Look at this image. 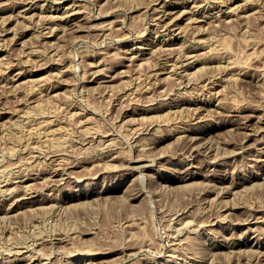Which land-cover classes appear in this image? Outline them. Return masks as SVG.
Masks as SVG:
<instances>
[{
    "label": "rangeland",
    "instance_id": "1",
    "mask_svg": "<svg viewBox=\"0 0 264 264\" xmlns=\"http://www.w3.org/2000/svg\"><path fill=\"white\" fill-rule=\"evenodd\" d=\"M184 1L185 0H164L163 2V0H159V3H157V0H0V17L4 18H0V23L2 22L0 24V46L3 45L0 49V63L2 62V64H4L3 66L0 64V68L2 69V72H0V86L2 87V89L0 87V141L3 139V141L0 142V159L4 156V160H0V178H2L0 184L3 183L0 185V189L3 190L12 188V186H17L18 183H14L13 179L17 182V180H21L20 178L23 177V175L39 173L38 177L36 176L38 174H34V177H37L36 180L38 183H34L36 180L32 182V184H34L32 188L34 186L33 189H35V191L38 190L37 193H34V198H32L35 199V203L30 202L21 205L10 217L7 216L5 218L0 216L2 217V219L0 218V263L2 261L4 262L1 264H6L7 262L8 264H21L20 261L18 262L16 260L18 259L16 253L18 254V252L22 250L24 255L28 254L27 256L34 260V264L37 262H42L41 264H264V256L262 254L263 252H261L264 251V124H260L254 120L251 122L252 126L246 130L240 123L242 122V118L251 114L253 110L258 111L264 109L262 106L264 105V82H262L264 81V0H255V2L254 0H249V3L246 2L248 0H237L238 2L236 1L237 4L235 3V5H240L239 7L241 9L237 10L236 13V15L238 14V19L235 20L234 15L233 18H231L233 20H231L232 22L228 20L230 23L224 22V24L223 22L218 23L215 20V13L218 12L220 7L217 5L220 4L219 0V2L217 0H197V4L201 2L199 4L201 8H198V13L201 16L197 20L199 22H193L191 20L192 18H190L192 15H189L186 19L187 21L185 20L181 23L184 25H181L183 29L180 31L177 30L169 33L167 31L165 32L163 29L162 32L160 30L162 27L159 21H157L158 18H155L158 16L155 9L160 6L169 7L171 3H174V5H181ZM161 2H163V5ZM203 2H205V4ZM256 2L258 4H256ZM202 3L204 5H202ZM211 3L214 5L212 6ZM1 4H3V6ZM6 4L9 5L7 6ZM10 4L14 6L12 7ZM35 5L38 7H35ZM41 5L43 8H41ZM83 5L86 7L85 9ZM254 5L257 8L253 7ZM4 6L8 8L6 7V9ZM31 6H34L33 9ZM70 6L75 8V12L80 10L79 8L84 11V13L82 10L77 12L76 17L78 13H80L78 15L80 16L78 17L79 20L66 13V10ZM246 6L254 8L256 12L254 10V13L252 10L247 11L249 7L247 8ZM13 10L14 12H12ZM249 12L251 15L248 14ZM11 14H16L12 17L16 18L18 16V18L15 20L10 18ZM28 14L29 16H27ZM86 14L88 15V19L85 18L87 17ZM247 14L248 16H246ZM56 15L59 18L56 17ZM6 16H8L10 20L7 19L8 17ZM241 16L246 17L242 18ZM28 17L32 19L30 20ZM43 17L45 20H43ZM239 17L242 19H239ZM204 19L206 21H204ZM50 20L52 23H55L52 25ZM75 20L78 24H74L77 23ZM85 20L89 21V23ZM6 21H8V23ZM20 21L22 22L20 23ZM30 21L34 24L32 22L30 23ZM38 21H41V23L37 25ZM25 22H27V25L24 24ZM79 22L81 23L79 24ZM157 22L159 25H157ZM66 24H68L67 27ZM73 24L75 27L72 26ZM78 25H81L80 27L82 28L79 29ZM93 25L95 27H93ZM76 26L78 28H76ZM83 26H85L84 30ZM201 26L205 27L203 28ZM1 28L3 31H1ZM88 28L91 29L88 30ZM47 29L51 30L49 31ZM65 29L67 30L66 32H64ZM54 31L55 34L53 33ZM104 31L108 34L107 37ZM201 31L205 32L202 34ZM98 32L99 34L103 33L99 35ZM178 32L182 35H179ZM15 33L18 37L20 36V38L16 35L14 36ZM167 33L169 34L166 37L167 39L171 37L172 43H170L167 48L173 45L170 49L174 52L175 50H173V48H176L177 51L174 52L175 54L169 56L168 54L162 53V55L158 54L156 51L155 53L157 56H152L153 53H150L151 55L142 56L143 61H140V63L139 61H133L132 64L130 61L131 59H129L130 52H136L144 40L157 41L161 38L160 36H164ZM190 33L195 35L193 36V34L191 35ZM195 37L196 39L198 38V40H196ZM182 39H186L185 41L188 43ZM1 42L3 44H1ZM51 42L53 44H51ZM208 44L212 47L215 45V48H212ZM195 46H198L196 47L197 50ZM181 48L183 49L181 50ZM187 49H195V54H200H197L199 58L204 57L203 59L206 58L208 62L202 60L196 64L194 69H190L191 72L188 69V73V70L180 68L179 65H176L178 67L176 68L174 63L181 64L180 59L183 58L181 56L186 54L185 52L188 51ZM23 50L29 55V58L33 57L31 58L32 60L28 58V55H26ZM35 50H37V52ZM129 50L130 52H128ZM30 51H33L34 54ZM178 51H181V53ZM218 51L220 53H218ZM41 52L42 55H40ZM206 53L210 54L211 57L213 55L212 61L208 60L207 57L210 56H207L208 54L206 55ZM158 55H160V57H158ZM148 56H150V58H148ZM152 57L158 58L152 60L154 59ZM174 57L181 58L176 62ZM24 58L26 59L25 61H23ZM27 58L29 62H26ZM147 58L149 61L152 58L150 63H148ZM231 58L241 63L240 66L243 63L245 65H242L240 68L241 70L239 68H233L232 70L227 69L228 71L225 68L224 70L226 65L221 69L220 67L223 66V64H227L229 60H232ZM144 59H146L147 62H145L146 60ZM222 59H224L225 62ZM2 60H4V62L8 60V63H3ZM99 60L100 64L98 63ZM11 61L15 65L12 64ZM94 61L97 65L92 67L91 65ZM168 61L172 62V64ZM6 63L7 66L5 65ZM17 64L19 66H17ZM139 64L140 66L143 65L141 66L142 68L139 67ZM163 65H165V67ZM171 65L176 68V72L178 71L177 73L179 74L175 73V69H172ZM136 66L138 67L134 68ZM160 66L161 69L163 67L166 68V70L168 69L167 71L165 70L166 73L165 71L164 73L161 72ZM132 68H134V70ZM170 68L173 70V72H171L172 70L170 71L171 73L169 72ZM93 69H96V71H93ZM19 70L23 76L20 80L21 82H13L14 76L12 75H14L15 72H19ZM61 70L64 71L60 72ZM97 70L98 72L100 70L99 74ZM122 70L125 72H122ZM159 71L161 74L158 75L159 77H155ZM227 72L231 73L228 74ZM55 73L60 75L56 74L57 76H54ZM62 73H64V75ZM139 73H142L141 76H138L139 79L140 77L143 78L137 81L138 77H135V74L139 75ZM185 73L190 74V76L185 75ZM237 73L240 74L238 75ZM95 74H97L96 77ZM191 74H194L193 77ZM1 75L2 77L4 76L3 79ZM109 76L112 77L109 78ZM113 76H115V78H113ZM227 76H230L232 79H228ZM56 77L57 80L55 79ZM134 77L136 79H134ZM145 77L147 78L145 79ZM40 78H46L45 80H47L42 86V91L45 94L40 92L44 96L40 93L31 96L28 91L32 85L28 87V84L30 82V84L32 83L34 86L36 82L41 80ZM160 78L162 79L161 83ZM179 78L182 79H180L181 83L179 82ZM212 78L213 81H211ZM32 79L39 80H36L34 83ZM60 79L62 81H60ZM131 79L132 83L129 81ZM125 80L129 82H125ZM224 80L225 82H223ZM133 81L135 83H133ZM154 81L159 83H155ZM3 82L5 84H3L4 86H2ZM11 82L14 83V87ZM102 82L103 84H101ZM6 84H9L8 88H6ZM14 88L18 92H13L16 91L13 90ZM26 88L28 89L27 91ZM4 90H6V93ZM7 93L9 95H7ZM166 94L167 97L165 96ZM168 94H170V96ZM191 94L194 96H191ZM209 94H211V96ZM37 95L41 97V100L38 99L39 101L47 102L48 100H53V103L55 101L57 102L53 105L54 110L56 108L57 111L50 108L47 109L48 111L45 110L46 112L44 113L46 114L51 110L52 114L56 116L52 128L55 129V126L56 129L64 127L66 130L62 132H64V135L68 134V140H62V142L60 139V141H57L58 143L52 144L50 141H47V136L44 133L39 132L35 134V136L31 133L33 136L31 138L29 128L18 127V121L23 120L21 118L24 116L23 114L25 113L23 112L26 111V108L28 107V110L34 111L35 103L38 101L37 98H39ZM51 95L52 99L49 98ZM55 96H57V98ZM46 97L49 99L47 100ZM192 97L195 98L193 99ZM43 98H46L45 101ZM192 101L194 103H192ZM220 101L221 105L223 104L222 108L218 107ZM33 105L34 108L29 107ZM15 107H18V114L22 116L19 115L18 118H13L10 111H15L17 109ZM8 108H11L10 111ZM192 108L193 110H191ZM36 111L38 110H35V112ZM36 114H39V111L36 112ZM45 114L39 115H44L43 118L52 115L50 112L48 115ZM189 114L192 117H188ZM202 115L205 116L203 117ZM8 119H10V121ZM180 121L182 124H180ZM183 122L187 125H184ZM259 125H262L261 127L263 128ZM186 126L190 127L187 128ZM86 127H91L93 130L91 128V130H88ZM23 128L27 130L25 131ZM169 128L171 130H169ZM182 128L183 130L186 129L185 133L182 134L181 132H177H184ZM14 131H16V133H14ZM66 131L67 133H65ZM38 134L43 135L41 136L42 138L38 136ZM61 134L59 135L60 137ZM187 134L189 136L191 135L190 138L192 136H200L198 144L203 146V150L192 149L188 143H186L189 138ZM64 135H62L64 138H61L67 139V136ZM178 135L182 136L178 138ZM184 136H187V138ZM92 137H94V140ZM41 139L42 141H40ZM104 139L107 140L104 141ZM28 140L29 143L31 141L32 145L27 144ZM97 141L101 142L97 143ZM47 142H49L50 146L47 145ZM37 143H39L40 146ZM41 143L43 144L42 146ZM108 143L110 145L112 144L110 146L111 149L108 147ZM26 144L30 146L29 148H33L34 144H37L34 146V152L30 149L31 153L28 146L27 149H25ZM207 144L214 148V150L210 148V146L208 147ZM11 145L13 150L18 148L15 150L16 155L14 151H12ZM16 145L17 148H14ZM51 145H56L58 147L56 148ZM63 146L65 148H63ZM5 147H7V149ZM35 147H39V150L35 149ZM45 147L46 149H44ZM42 148L45 151H43ZM52 148H54L53 152L51 151ZM85 148H87V151ZM98 148H100V152L96 151ZM208 148L212 149H209L211 152L207 150ZM21 149H23V151ZM108 149L110 151H108ZM25 150L27 154H25ZM115 150L116 153H118V157L117 155L115 157ZM216 150L218 152H216ZM43 152L46 154L48 153V155L50 154V157L48 158V155H44ZM182 152L183 154L189 155L183 156L181 155ZM204 152H208V154H204ZM33 153L34 156L30 155L29 158V154ZM108 153L111 154L109 155ZM220 153H224L225 155L220 156ZM39 155L42 156L40 157ZM58 155H61L62 158L65 156V158L62 160L60 156L57 157ZM26 157L27 161L32 159V161L34 160L35 162H27L25 160ZM139 157L143 158L140 159ZM54 158H60L62 160L60 165V167L62 166L61 168L50 163V160ZM18 159L21 160L20 162L22 165ZM66 159L67 161L65 162ZM107 159L110 160L108 161ZM44 160H46V162ZM102 162H105L106 168H104L105 165ZM97 163L102 164L103 167ZM111 163L112 165L110 166ZM26 164H28L29 169L25 167L27 166ZM140 164H142V166ZM144 164L148 166L145 165L143 167ZM20 165L23 169L20 168ZM9 166H11V168ZM50 166H52V168ZM108 166H110V169ZM133 166L135 168H133ZM53 169L55 174L61 173V175H59V177H54L57 181L53 178L44 181V184L45 182L47 184V181H51L49 184L50 186H48V184L46 186L41 180L46 179L48 175L50 177L51 175L49 172ZM103 169H106V171ZM29 170L31 172H29ZM3 174L4 176L1 177ZM13 174L15 178L12 176ZM142 175L146 176L144 177ZM248 175L251 176L252 180L246 184L247 187L245 185V189L247 190H242L244 187L241 186L239 188L241 190L237 191L234 198L233 195H231L232 197L226 196L228 194L224 195V198H220L219 194L222 193V191L226 190V188H231L230 185L232 184L233 186V183L235 185L238 180L241 181L250 177ZM5 176L8 178H5ZM16 177L18 178L16 179ZM9 178L10 180L13 178L11 180L13 183L11 182V186L6 188L3 187L4 181H6V179L9 180ZM212 184H215L217 189L215 185ZM223 185H225V188H223ZM43 186L45 187L43 188ZM213 186L215 189H213ZM42 189L44 190L42 191ZM20 190V194L19 191H17L18 193H14L15 195H13L12 198L1 196L0 194V210L3 209L5 211L12 203L16 204L17 201H15V199L22 198V193L25 192L22 191L21 188ZM212 191L214 193H212ZM215 194L217 197L219 196L218 199ZM52 197L54 198L52 199ZM67 197L74 198L64 203ZM45 198H50L45 204L47 206H44L45 209L39 210L40 208L38 209L35 204L37 202L40 203ZM56 202L57 204H55ZM228 205L232 206V208H229ZM233 205H237L234 206V208L237 209H234ZM230 209L233 210L231 211ZM225 213L228 214V216H225ZM231 213L234 214L230 216ZM247 215L248 218L251 217L250 220L246 219ZM219 217H221L223 221ZM4 220L7 221L5 222ZM248 220L249 223L247 222ZM186 221L189 224H184ZM181 226H183V228H181ZM35 238L37 239L36 241L34 240ZM37 241H39V243ZM227 242L230 244L246 243L247 245L239 246V248L236 246V251L234 249V253L227 248L228 246H225V243L226 245H230ZM11 248L16 250L13 251ZM5 249L6 251L10 249L11 252L9 253V250L7 254ZM26 249L30 250L26 251ZM239 249L241 250L239 251ZM254 251L258 254H254ZM173 254H175V256H172ZM259 254H262V256L260 257ZM34 255L36 256L32 257ZM177 255L179 256L177 257ZM37 256H39V258ZM40 257L42 260H40Z\"/></svg>",
    "mask_w": 264,
    "mask_h": 264
},
{
    "label": "bare ground",
    "instance_id": "2",
    "mask_svg": "<svg viewBox=\"0 0 264 264\" xmlns=\"http://www.w3.org/2000/svg\"><path fill=\"white\" fill-rule=\"evenodd\" d=\"M30 1H31V0H30ZM32 1H33V0H32ZM36 1H37V0H36ZM62 1H63V0H62ZM68 1H69V0H68ZM153 1H154V0H153ZM157 1H158L157 3H159V0H157ZM166 1H167V0H166ZM176 1H178V0H176ZM204 1H205V0H204ZM206 1H207V0H206ZM213 1H214V0H213ZM215 1H216V0H215ZM217 1H218V0H217ZM219 1H220V4H217V5L220 6V7H219V10H218L217 13H215L216 16L213 14V15L216 17L215 20H216L218 23H219V22H223V24H224V22L230 23V22L233 21L231 18H233L234 15H235V20L238 19V14L236 15V13H237V10L240 9V7H239L240 5H239V6L235 5V3H236L237 0H219ZM219 1H218V2H219ZM257 1H260V0H257ZM65 2H67V1H65ZM163 2H164V0H163ZM163 2H161L162 5H163ZM179 2H180V1H179ZM208 2H209V1H208ZM237 2H238V1H237ZM246 2L249 3V0L246 1ZM246 2H244V3H246ZM251 2H253V1H251ZM251 2H250V3H251ZM254 2H255V0H254ZM254 2H253V3H254ZM1 3H2V2H1ZM39 3H40V2H39ZM69 3H70V2H69ZM76 3H77V2H76ZM153 3H154V2H153ZM168 3H169V1H168ZM200 3H201V2H200ZM200 3H199V4H200ZM203 3L205 4V2H203ZM203 3H202V5H204ZM212 3H213V2H212ZM212 3H211V5L213 6L214 4H212ZM214 3H215V2H214ZM248 3H247V4H248ZM35 4H36V3H35ZM37 4H38V3H37ZM48 4H49V3H48ZM164 4H165V3H164ZM180 4H181V3H180ZM199 4H197V0H189V1H188V0H185L184 3H182L181 5H178V4L174 5V3H173V4L171 3V5H169V7H168V6H160V5H159V6H160V7H159L160 9H159V8L155 9V10H156V14L158 15V16H156L155 18H158L157 21H159V23H160V25H161V27H162V29H160V30L162 31V30L164 29L165 32L167 31V32H169V33H171V32H175V31H177V30L180 31L181 29H183V26H182V28H181V25H184V24H181V23H182L183 21H185L189 15H190V16L192 15L190 18H192L191 20H192L193 22H196V23L199 22V21H197V20L199 19V17H201V16L199 15V13H198V12H199L198 8L201 6V5H199ZM215 4H216V3H215ZM236 4H237V3H236ZM240 4H241V3H240ZM242 4H243V3H242ZM247 4H245V5H247ZM254 4H255V3H254ZM256 4H258V3L256 2ZM1 5L3 6V4H1ZM6 5L8 6L9 4H6ZM10 5H11V4H10ZM30 5H31V4H30ZM73 5H74V3H73ZM77 5H78V3H77ZM81 5H82V4H81ZM81 5H80V6H81ZM165 5H166V4H165ZM207 5H208V4H207ZM207 5H206V7H207ZM243 5H244V4H243ZM249 5H250V4H249ZM7 6H6V7H7ZM11 6H12V5H11ZM11 6H10V7H11ZM13 6H14V5H13ZM13 6H12V7H13ZM41 6H42V5H41ZM49 6H50V5H49ZM71 6H72V5H71ZM71 6L66 10V13L69 14V16L74 17V18H78V17H80V16H78L80 13H78L77 17H76V14H77L78 11H80V10H82V9L79 8L80 10H77V11L75 12V8H73V7H71ZM83 6H84V5H83ZM155 6H156V5H155ZM212 6H211V7H212ZM241 6H242V5H241ZM4 7H5V6H4ZM6 7H5V8H6ZM31 7H32V6H31ZM31 7H30V8H31ZM33 7H34V6H33ZM33 7H32V9H33ZM35 7H38V6L35 5ZM52 7H53V5H52ZM57 7H59V6H57ZM151 7H152V6H151ZM153 7H154V6H153ZM246 7H247V6H246ZM246 7H245V8H246ZM248 7H249V6H248ZM248 7H247V8H248ZM253 7H256V6L254 5ZM7 8H8V7H7ZM7 8H6V9H7ZM41 8H43V6H42ZM65 8H66V7H65ZM83 8L85 9L86 7L84 6ZM200 8H201V7H200ZM242 8H243V7H242ZM245 8H244V9H245ZM249 8H250V7H249ZM249 8L247 9V11L252 10V12H253L254 8H250V9H249ZM256 8H257V7H256ZM1 9H2V8H1ZM38 9H39V8H38ZM52 9H53V8H52ZM204 9H205V8H204ZM9 10H10V9H9ZM29 10H30V9H29ZM62 10H64V9H62ZM240 10H241V9H240ZM6 11H7V10H6ZM6 11H5V12H6ZM44 11H45V10H44ZM49 11H50V10H49ZM52 11H53V10H52ZM82 11H83V10H82ZM85 11H86V10H85ZM204 11H205V10H204ZM211 11H212V10H211ZM211 11H210V12H211ZM245 11H246V9H245ZM254 11H255V10H254ZM8 12H9V11H8ZM12 12H14V10H13ZM39 12H40V11H39ZM42 12H43V11H42ZM153 12H154V11H153ZM200 12H201V10H200ZM243 12H244V10H243ZM252 12H251V13H252ZM255 12H256V11H255ZM51 13H52V12H51ZM61 13H62V11H61ZM81 13H82V12H81ZM83 13H84V11H83ZM154 13H155V12H154ZM211 13H212V12H211ZM253 13H254V12H253ZM17 14H18V13H17ZM33 14H34V13H33ZM241 14H242V13H241ZM248 14H250V12H249ZM248 14H247L246 16H248ZM9 15H10V14H9ZM9 15H8V16H9ZM14 15H16V14H14ZM14 15L11 14L10 18H12V19L15 20L16 18H18V16H17L16 18H13L12 16H14ZM24 15H25V14H24ZM57 15H58V14H57ZM57 15H56V17H58ZM63 15H65V14H63ZM86 15H87V14H86ZM201 15H202V13H201ZM207 15H208V14H207ZM239 15H240V14H239ZM242 15H243V14H242ZM244 15H245V14H244ZM250 15H251V14H250ZM250 15H249V16H250ZM252 15H253V14H252ZM1 16H3V15H1ZM8 16H6V17H8ZM21 16H22V15H21ZM27 16H29V14H28ZM54 16H55V14H54ZM60 16H62V15H60ZM65 16H66V15H65ZM209 16H210V14H209ZM209 16H208V17H209ZM236 16H237V18H236ZM246 16H243V17L245 18ZM6 17H5V19H6ZM25 17H26V16H25ZM32 17H33V15H32ZM44 17H45V16H44ZM44 17H43V20H45ZM51 17H52V16H51ZM51 17H50V18H51ZM56 17H55V18H56ZM62 17H63V16H62ZM66 17H67V16H66ZM83 17H85V16H83ZM83 17H82V19H83ZM212 17H213V16H212ZM241 17H242V16H241ZM243 17H242V18H243ZM0 18H1V17H0ZM10 18L8 17L7 19L10 20ZM28 18L30 19V17H28ZM45 18H46V17H45ZM53 18H54V17H53ZM58 18H59V17H58ZM63 18H64V17H63ZM67 18H68V17H67ZM69 18H70V17H69ZM74 18H73V19H74ZM85 18L88 19V15H87V17H85ZM151 18H152V17H151ZM155 18H153V19H155ZM210 18H211V17H210ZM210 18H209V19H210ZM242 18L239 17V19H242ZM248 18H249V17H248ZM1 19H4V18H1ZM7 19H6V20H7ZM12 19H11V22H12ZM24 19H25V18H24ZM24 19H23V20H24ZM31 19H32V18H31ZM31 19H30V20H31ZM40 19H41V17H40ZM40 19H39V20H40ZM46 19H47V18H46ZM64 19H65V18H64ZM82 19H81V20H82ZM89 19H90V18H89ZM153 19H151V20H153ZM246 19H247V18H246ZM9 20H8V21H9ZM26 20H27V19H26ZM26 20H25V21H26ZM48 20H49V19H48ZM62 20H63V19H62ZM68 20H69V19H68ZM70 20H71V19H70ZM78 20H79V18H78ZM200 20H201V18H200ZM228 20H230V22H229ZM231 20H232V21H231ZM235 20H234V21H235ZM0 21H1V20H0ZM2 21H3V20H2ZM8 21H6V22L8 23ZM33 21H34V20H33ZM41 21H42V20H41ZM41 21H40V22L38 21V23L36 22L37 25H38L39 23H41ZM50 21H51V20H50ZM59 21H60V20H59ZM72 21H73V20H72ZM75 21H76V20H75ZM75 21H74V22H75ZM85 21H86V20H85ZM85 21H84V22H85ZM186 21H187V20H186ZM188 21H189V20H188ZM204 21H206V20L204 19ZM213 21H214V20H213ZM3 22H5V21H3ZM21 22H22V21H20V23H21ZM31 22H32V21H30V23H31ZM34 22H35V21H34ZM42 22H43V21H42ZM76 22H77V21H76ZM86 22L89 23V21H86ZM190 22H191V21H190ZM208 22H210V21H208ZM214 22H215V21H214ZM1 23H2V22H1ZM1 23H0V24H1ZM18 23H19V20H18ZM18 23H17V24H18ZM26 23H27V22H25L24 24H26ZM32 23H33V22H32ZM49 23H50V22H49ZM51 23H52V21H51ZM53 23H55V22H53ZM53 23H52V25H53ZM57 23H58V22H57ZM67 23L70 24L69 22H67ZM71 23H72V22H71ZM80 23H81V22H79V24H80ZM184 23H187V22H184ZM191 23H192V22H191ZM205 23H206V22H205ZM218 23H216V24H218ZM33 24H34V23H33ZM68 24H66V27H67ZM74 24H78V22H77V23H74ZM74 24H73L72 26H74ZM154 24H155V23H154ZM193 24H194V23H193ZM5 25H6V24H5ZM26 25H27V24H26ZM26 25H25V26H26ZM46 25H47V24H46ZM50 25H51V24H50ZM86 25H87V24H86ZM86 25H85V26H86ZM89 25H91V24H89ZM155 25H156V24H155ZM157 25H159L158 22H157ZM28 26H29V25H28ZM47 26H48V25H47ZM80 26H81V25H80ZM80 26L78 25L79 29L82 28V27H80ZM85 26H83V30H84V27H85ZM4 27H5V26H4ZM49 27H50V26H49ZM56 27H57V26H56ZM58 27H59V26H58ZM70 27H71V26H70ZM70 27H69V28H70ZM74 27H75V26H74ZM78 27L76 26V28H78ZM86 27H87V26H86ZM89 27H90V26H89ZM93 27H95V26L93 25ZM153 27H154V25H153ZM159 27H160V26H159ZM161 27H160V28H161ZM201 27L204 28L205 26H201ZM217 27H218V26H217ZM8 28H9V27H8ZM51 28H52V27H51ZM54 28H55V27H54ZM59 28H60V27H59ZM62 28H63V26H62ZM64 28H65V25H64ZM91 28H92V26H91ZM91 28H90V29H91ZM1 29H2V28H1ZM10 29H11V28H10ZM38 29H39V28H38ZM67 29H68V28H67ZM86 29H87V28H86ZM90 29L88 28V30H90ZM95 29H96V28H95ZM155 29H156V27H155ZM6 30H7V29H6ZM47 30L50 31L51 29H47ZM75 30H76V29H75ZM97 30H98V29H97ZM105 30H106V29H105ZM158 30H159V29H158ZM158 30H157V31H158ZM203 30H204V29H203ZM1 31H3V29H2ZM49 31H48V32H49ZM52 31H53V30H52ZM66 31H67V30L65 29L64 32H66ZM71 31H72V29H71ZM71 31H70V32H71ZM95 31H96V30H95ZM95 31H94V32H95ZM106 31H107V30H106ZM154 31H156V30H154ZM161 31H159V32H161ZM183 31H184V30H183ZM183 31H181V32H183ZM7 32H8V31H7ZM48 32H47V33H48ZM75 32H76V31H75ZM86 32H87V31H86ZM159 32H158V33H159ZM162 32H163V31H162ZM201 32H202V31H201ZM203 32H205V31H203ZM203 32H202V34H203ZM246 32H247V31H246ZM2 33H4V32H2ZM40 33H42V32H40ZM51 33H52V32H51ZM51 33H50V34H51ZM53 33L55 34V31H54ZM56 33H57V32H56ZM58 33H59V32H58ZM73 33H74V32H73ZM76 33H77V32H76ZM88 33H90V32H88ZM92 33H93V31H92ZM102 33H103V32H102ZM102 33H101V34H102ZM104 33H105V31H104ZM169 33H167V34L164 35V36H160L161 38H159V40H157V41H156V40H155V41H152V40H151V41H149V40H144V41L141 43L140 47H138V50H137L136 52L131 53L130 50H129L128 52H130V55H129V54H128V55H129V59H131L130 61L132 62V64H133V61H135V62H136V61H139V63H140V61H143V57H142V56L149 55L150 53H153L152 56H154V55L157 56V54L155 53L156 51H157L158 54H162V53H163V54H168L169 56L175 54L174 52L177 51V49H176V48H173V50H175L174 52L172 51V49H170V48L173 47V45H172V47L167 48V47H169V45H170V43H171V37H169L168 39H167V37H166ZM178 33H179V35L181 34L180 32H178ZM195 33H196V32H195ZM4 34H5V33H4ZM45 34H46V33H45ZM90 34H91V33H90ZM98 34H99V32H98ZM101 34H99V35H101ZM105 34H106V37H107L108 34H107V33H105ZM105 34H104V35H105ZM152 34H153V33H152ZM190 34H191V33H190ZM192 34H193V33H192ZM192 34H191V35H192ZM196 34H198V33H196ZM200 34H201V33H200ZM2 35H3V34H2ZM15 35H16V33L14 34V36H15ZM57 35H58V34H57ZM73 35H74V34H73ZM77 35H78V34H77ZM104 35H103V36H104ZM158 35H159V34H158ZM176 35H178V34H176ZM181 35H182V34H181ZM194 35H195V34H193V36H194ZM198 35H199V34H198ZM16 36H17V35H16ZM46 36H47V35H46ZM50 36H51V35H50ZM55 36H56V35H55ZM151 36H152V35H151ZM155 36H156V34H155ZM169 36H170V35H169ZM172 36H173V35H172ZM184 36H185V35H184ZM17 37H18V36H17ZM59 37H60V35H59ZM59 37H57V38H59ZM104 37H105V36H104ZM104 37H103V38H104ZM173 37H174V36H173ZM179 37H180V36H179ZM185 37H186V36H185ZM0 38H1V37H0ZM18 38H20V36H19ZM57 38H56V39H57ZM100 38H101V37H100ZM177 38H178V37H177ZM182 38H183V37H182ZM192 38H193V37H192ZM192 38H191V39H192ZM3 39H4V38H3ZM14 39H15V37H14ZM152 39H153V38H152ZM187 39H188V38H187ZM195 39H196V37H195ZM18 40H19V39H18ZM153 40H154V39H153ZM182 40H183V39H182ZM185 40H186V39H184L183 41H185ZM193 40H194V39H193ZM196 40H198V38H197ZM45 41H47V40H45ZM52 41H53V39H52ZM141 41H142V40H141ZM191 41H192V40H191ZM2 42H3V41H2ZM2 42H1V44H3ZM43 42H44V41H43ZM47 42H48V41H47ZM53 42H54V41H53ZM174 42H175V41H174ZM185 42H187V41H185ZM192 42H193V41H192ZM200 42H201V41H200ZM202 42H203V41H202ZM175 43H176V42H175ZM183 43H184V42H183ZM187 43H188V42H187ZM203 43H205V42H203ZM45 44H47V43H45ZM51 44H53V43L51 42ZM171 44H172V43H171ZM211 44H212V43H211ZM213 44H214V43H213ZM215 44H216V42H215ZM43 45H44V44H43ZM185 45H187V44H185ZM189 45H190V44H189ZM189 45H188V46H189ZM198 45H199V44H198ZM200 45H201V44H200ZM208 45H209V44H208ZM1 46H3V45H1ZM1 46H0V49L2 48ZM50 46H53V45H50ZM183 46H184V45H183ZM183 46H182V47H183ZM192 46H193V45H192ZM209 46H211V45H209ZM209 46H208V47H209ZM214 46H215V45H214ZM214 46H213V47H214ZM217 46H218V45H217ZM184 47H185V46H184ZM184 47H183V48H184ZM186 47H187V46H186ZM190 47H191V46H190ZM190 47H189V48H190ZM193 47H194V46H193ZM196 47H198V46H195V49H196ZM200 47H201V46H200ZM200 47H199V48H200ZM204 47H206V46H204ZM211 47H212V46H211ZM213 47H212V48H213ZM3 48H4V47H3ZM134 48H135V47H134ZM183 48H181V50H182ZM214 48H215V47H214ZM34 49H35V48H34ZM131 49H132V48H131ZM195 49H191V50H188V49H187L188 51L185 50V51H186V52H185L186 54L184 53L185 55L181 56V57H183V58H181V57H177V58H175V57H174V58L176 59V62L179 61L178 59L181 58V59H180V63H181V64H176V63H174L175 66H176V65H179V67L182 68V69H185V70H188V69H189V70H190V69H194V68L196 67V64L199 63V62H201L202 60H203V61H204V60L206 61L207 59H206V58L203 59L204 57H203V58H202V57L199 58L198 55H200V54H198V53H197L198 55L195 54ZM216 49L219 50L218 48H216ZM216 49H215V50H216ZM24 50H25V49H24ZM24 50H23V51H24ZM26 50H27V49H26ZM29 50H32V49H29ZM37 50H39V49H37ZM37 50H35V51L37 52ZM196 50H197V49H196ZM215 50H213V51H215ZM2 51H3V50H2ZM23 51H22V52H23ZM148 51H149V52H148ZM170 51H171V52H170ZM24 52H25V51H24ZM27 52H28V51H27ZM30 52H31V51H30ZM32 52H33V51H32ZM32 52H31V53H32ZM178 52L181 53V51H178ZM207 52H208V51H207ZM211 52H212V51H211ZM25 53H26V52H25ZM25 53H24V55H25ZM138 53H139V54H138ZM154 53H155V54H154ZM208 53H209V52H208ZM208 53H206V55H207ZM214 53H216V52H214ZM218 53H220V52L218 51ZM22 54H23V53H22ZM29 54H30V53H29ZM32 54H34V52H33ZM163 54H162V55H163ZM182 54H183V53H182ZM182 54H179V55H182ZM202 54H203V53H202ZM204 54H205V53H204ZM211 54H212V53H211ZM26 55H28V54L26 53ZM26 55H25V56H26ZM37 55H38V54H37ZM37 55H36V56H37ZM40 55H42V52H41ZM40 55H38V56L41 57ZM43 55H44V54H43ZM45 55H46V54H45ZM150 55H151V54H150ZM179 55H177V56H179ZM214 55H215V54H214ZM219 55H220V54H219ZM25 56H23V57H25ZM30 56H31V55H30ZM32 56H33V55H32ZM95 56H96V55H95ZM125 56H127V55H125ZM125 56H124V57H125ZM203 56H204V55H203ZM207 56H210V54H208ZM207 56H206V57H207ZM217 56H218V54H217ZM26 57H27V56H26ZM42 57H43V56H42ZM158 57H160V55H158ZM158 57H156V58H158ZM1 58H2V57H1ZM28 58H29V55H28ZM28 58H27V61H26V62H29V61H28ZM31 58H33V57H30L29 59H31ZM34 58H35V57H34ZM36 58H37V57H36ZM148 58H150V56H148ZM148 58H147V59H148ZM152 58H154V59H152ZM152 58H151L152 60H156L155 57H152ZM207 58H208V60H211V59H213V55H212V57L210 56V57H207ZM217 58H218V57H217ZM2 59H4V58H2ZM39 59H40V58H39ZM41 59H42V58H41ZM44 59H45V57H44ZM151 59H150V61H151ZM165 59H166V57H165ZM165 59H164V60H165ZM231 59H232V58H231ZM21 60H23V59H21ZM25 60H26V59L24 58L23 61H25ZM31 60H32V59H31ZM93 60H94V59H93ZM97 60H98V59H97ZM125 60H126V59H125ZM127 60H128V59H127ZM144 60H146V59H144ZM215 60H216V59H215ZM222 60H224V59H222ZM2 61H3V63H5V62H7L8 60H6L5 62H4V60H2ZM12 61H13V60H12ZM12 61H11V62H12ZM33 61H34V60H33ZM36 61H38V60H36ZM39 61H40V60H39ZM42 61H43V60H42ZM150 61H149V59H148V63H150ZM169 61H170V60H169ZM169 61H168V62H169ZM173 61H175V60H173ZM211 61H212V60H211ZM219 61H220V58H219ZM226 61H227V60H226ZM238 61H239V60H238ZM16 62H17V61H16ZM19 62H20V61H19ZM92 62H93V61H92ZM99 62H100V60L98 61V63H99ZM145 62H147V60H146ZM160 62H161V61H160ZM160 62H159V63H160ZM206 62H208V61H206ZM224 62H225V60H224ZM239 62H240V61H239ZM7 63H8V62H7ZM7 63L5 64L6 66H7ZM9 63H10V62H9ZM17 63H18V62H17ZM50 63H51V62H50ZM89 63H90V62H89ZM143 63H144V62H143ZM143 63H142V64H143ZM169 63L172 64V62H169ZM219 63H220V62H219ZM226 63H227V62H226ZM0 64H2V62H1ZM10 64H11V63H10ZM12 64H14V63L12 62ZM18 64H20V63H18ZM18 64H17V66H19ZM22 64H23V62H22ZM25 64H26V63H25ZM45 64H46V63H45ZM51 64H52V63H51ZM90 64H91V63H90ZM93 64H95V65H93ZM93 64L91 65L92 67H95V66L97 65V64L95 63V61H94ZM99 64H100V63H99ZM99 64H98V65H99ZM134 64H135V63H134ZM137 64H138V63H137ZM160 64H161V63H160ZM220 64H221V63H220ZM240 64H241V63H238L237 61H235V60L232 59V60H229V62H228L227 64H223V66H221L220 68L222 69V68L224 67V65H226V66L224 67V70H225V68H226V70H227V69H231V70H232L233 68H239V69H240V68L242 67V65H245V64L243 63V64L240 66ZM3 65H4V64H2V66H3ZM14 65H15V64H14ZM26 65H27V64H26ZM46 65H47V64H46ZM87 65L90 66L89 64H87ZM143 65H145V64H143ZM143 65H141V66H143ZM165 65H166V64H165ZM165 65H163V66L165 67ZM0 66H1V65H0ZM9 66H10V65H9ZM11 66H12V65H11ZM88 66H87V67H88ZM133 66H134V65H133ZM141 66H140V64H139V67H141ZM166 66H167V65H166ZM171 66H172V65H171ZM13 67H14V66H13ZM62 67H63V66H62ZM92 67H91V68H92ZM137 67H138V66H136V67H134V68H137ZM158 67H159V66H158ZM164 67L161 69V66H160V70H161V72H163V73H164V71L166 70V68H164ZM169 67H170V66H169ZM244 67H245V66H244ZM6 68H7V67H6ZM11 68H12V67H11ZM11 68H9V69H11ZM65 68H66V67H65ZM79 68H80V67H79ZM96 68H97V67H96ZM134 68H132V69L134 70ZM141 68H142V67H141ZM173 68H174V66H172V69H173ZM176 68H178V67L176 66ZM176 68H174V69H175V73L178 72V71L176 72ZM0 69H1V68H0ZM4 69H5V66H4ZM4 69H3V70H4ZM7 69H8V68H7ZM7 69H6V71H7ZM18 69H19V68H18ZM67 69H68V68H67ZM85 69H86V68H85ZM89 69H90V68H89ZM97 69H99V68H97ZM138 69H139V68H138ZM172 69L170 68L169 72H170ZM69 70H70V68H69ZM69 70H68V71H69ZM71 70H72V69H71ZM91 70H92V69H91ZM102 70H103V69H102ZM102 70H101V71H102ZM133 70H132V71H133ZM140 70H141V69H140ZM153 70H154V69H153ZM167 70H168V69H167ZM167 70H166V71H167ZM177 70H178V69H177ZM189 70L187 71V73L189 72ZM231 70H230V71H231ZM235 70H236V69H235ZM240 70H241V69H240ZM240 70H238V71H240ZM62 71H64V70H61L60 72H62ZM66 71H67V70H66ZM85 71H88V70H85ZM93 71H96V69H95V70L93 69ZM104 71H105V70H104ZM123 71H124V70H122V72H123ZM137 71H138V70H137ZM166 71H165V73H166ZM182 71H184V70H182ZM182 71H181V72H182ZM222 71H223V70H222ZM227 71H228V70H227ZM242 71H243V70H242ZM244 71H245V70H244ZM0 72H2V69H1ZM3 72H4V71H3ZM11 72H12V71H11ZM23 72H24V71H23ZM56 72H57V71H56ZM69 72H70V71H69ZM99 72H100V70H99ZM99 72H98V70H97V73H98V74H99ZM124 72H125V71H124ZM134 72H135V71H134ZM134 72H133V74H134ZM151 72H152V71H151ZM161 72H160V71H159L158 73L156 72L157 74L155 73V74H156L155 77H157L158 75H160ZM171 72H173V70H172ZM171 72H170V73H171ZM179 72H180V71H179ZM190 72H191V70H190ZM220 72H221V70H220ZM223 72H224V71H223ZM223 72H222V73H223ZM15 73H16V72H15ZM15 73H14V75H12V76H14V78L11 76V77L13 78V82H16V83H17V82H21L20 80H21V78L23 77V76H22V73L20 72V70H19V72H17L16 74H15ZM83 73H85V72H83ZM91 73H92V71H91ZM94 73H95V72H94ZM126 73H127V72H126ZM167 73H168V72H167ZM187 73H185V75H189V76H190V74H187ZM225 73H226V72H225ZM225 73H224V74H225ZM227 73L230 74L231 72H230V73L227 72ZM5 74H6V72H5ZM56 74H58V73H55L54 76H55ZM62 74L64 75V73H62ZM62 74H61V75H62ZM65 74H66V73H65ZM105 74H106V73H105ZM122 74H123V73H122ZM172 74H173V73H172ZM177 74H179V73H177ZM181 74H182V73H181ZM181 74H180V75H181ZM194 74H195V73H194ZM194 74H191L192 77H193ZM224 74H223V76H224ZM232 74H233V73H232ZM237 74H238V73H237ZM239 74H240V73H239ZM239 74H238V75H239ZM6 75H7V74H6ZM58 75H60V74H58ZM63 75H62V77H63ZM92 75H93V74H92ZM96 75H97V74H95V77H96ZM141 75H142V73H141V74L139 73V75H136V74H135V77H136V76L138 77V76H141ZM147 75H148V74H147ZM153 75H154V74H153ZM168 75H169V74H168ZM218 75H219V74H218ZM233 75H234V74H233ZM263 75H264V74H263ZM8 76H9V75H8ZM56 76H57V75H56ZM93 76H94V75H93ZM105 76H107V75H105ZM120 76H121V75H120ZM123 76H124V75H123ZM127 76H128V74H127ZM150 76H151V75H150ZM183 76H184V73H183ZM183 76H182V77H183ZM196 76H197V75H196ZM219 76H220V75H219ZM219 76H218V77H219ZM230 76H231V75H230ZM230 76H229V77L227 76L228 79L231 78ZM1 77H2V75H1ZM3 77H4V76H3ZM3 77H2V79H3ZM9 77H10V76H9ZM111 77H112V76H111ZM111 77L109 76V78H111ZM135 77H134V79H136ZM148 77H149V76H148ZM151 77H152V76H151ZM155 77H154V78H155ZM158 77H159V76H158ZM160 77H161V76H160ZM175 77H176V76H175ZM179 77H180V76H179ZM185 77H186V76H185ZM194 77H195V76H194ZM220 77H221V76H220ZM6 78H7V77H6ZM100 78H102V77H100ZM113 78H115V76H113ZM121 78H123V77H121ZM141 78H143V77H140V79H141ZM146 78H147V77H145V79H146ZM149 78H150V77H149ZM176 78H178V77H176ZM187 78L190 79L189 77H187ZM213 78H216V77H213ZM213 78L211 79V81H213ZM234 78H235V76H234ZM234 78H233V79H234ZM236 78H237V77H236ZM2 79H1V80H2ZM8 79H9V78H8ZM40 79H41L40 81H38L39 79H35V80L32 79V80L34 81V83L36 82V80L38 81V82L35 83L34 86H33L32 83L30 84V82L28 81L29 84H30V85L28 84V87L32 85V87H30V88H29V91H28V93H29L31 96H32L33 94H34V95H35V94H39L40 92L44 93V92L42 91V89H43L42 86H43V83H46V82H47V80H45L46 78H45V79L40 78ZM55 79L57 80V77H56ZM103 79H104V78H103ZM129 79H130V78H129ZM132 79H133V78H132ZM132 79L129 80L130 83H132V82H131ZM134 79H133V80H134ZM140 79H139V77H138V80H137V81H139ZM145 79H144V80H145ZM152 79H153V78H152ZM180 79H181V78H179V82L181 83V80H182V79H181V80H180ZM184 79H186V78H184ZM209 79H210V78H209ZM231 79H232V78H231ZM237 79H238V78H237ZM9 80H10V79H9ZM29 80H30V79H29ZM32 80H31V82H32ZM96 80H97V79H96ZM112 80H114V79H112ZM112 80H111V81H112ZM147 80H148V79H147ZM147 80H146V81H147ZM153 80H154V79H153ZM153 80H152V81H153ZM156 80H157V79H156ZM158 80H159V79H158ZM220 80H222V79H220ZM225 80L227 81L226 78H225ZM225 80H224L223 82H225ZM6 81H7V80H6ZM60 81H62V80L60 79ZM60 81H59V82H60ZM103 81H104V80H103ZM111 81H110V82H111ZM123 81H124V80H123ZM129 81H128V80H125V82H129ZM135 81H136V80H135ZM146 81H144V82H146ZM149 81H150V79H149ZM152 81H151V82H152ZM161 81H162V79L160 78V83H161ZM183 81H184V80H183ZM185 81H186V80H185ZM209 81H210V80H209ZM215 81H218V80H215ZM232 81H233V80H232ZM4 82H5V81H4ZM4 82L2 83V86L5 85ZM48 82H50V81H48ZM59 82H58V83H59ZM96 82H97V81H96ZM100 82H101V80H100ZM104 82H105V81H104ZM125 82H124V83H125ZM147 82H148V81H147ZM151 82H150V83H151ZM154 82H155V81H154ZM154 82H153V83H154ZM156 82H157V81H156ZM156 82H155V83H156ZM188 82H189V81H188ZM227 82H228V81H227ZM262 82H264V81H262ZM5 83H8V82H5ZM11 83H12V82H11ZM133 83H135V82L133 81ZM137 83H138V82H137ZM157 83H159V82H157ZM186 83H187V82H186ZM208 83H209V82H208ZM210 83H211V82H210ZM214 83H215V82H214ZM216 83H217V82H216ZM3 84H4V85H3ZM61 84H63V83H61ZM61 84H60V85H61ZM99 84H100V83H99ZM101 84H103V82H102ZM183 84H184V83H183ZM6 85H7V84H6ZM8 85H9V84H8ZM8 85H7V87H6V86H5V87L8 88ZM12 85H13V87L15 86L14 83H12ZM12 85L10 84L11 87H12ZM18 85L20 86L19 83H18ZM213 85H214V84H213ZM263 85H264V84H263ZM125 86H127V85H125ZM183 86H184V85H183ZM216 86H217V85H216ZM0 87H1V86H0ZM13 87H12V88H13ZM28 87H27V88H28ZM60 87H61V86H60ZM60 87H59V88H60ZM64 87H65V86H64ZM128 87H129V86H128ZM149 87H150V84H149ZM149 87H148V88H149ZM181 87H182V86H181ZM181 87H179V88H181ZM15 88H17V87H15ZM15 88H14L13 90H16ZM20 88H21V87H20ZM27 88H26V91L28 90ZM45 88H46V87H45ZM125 88H126V87H125ZM150 88H151V87H150ZM1 89H2V87H1ZM3 89H5V88H3ZM128 89H129V88H128ZM181 89H182V88H181ZM21 90H22V89H21ZM45 90H46V89H45ZM48 90H49V89H48ZM182 90H183V89H182ZM185 90H186V88H185ZM5 91H6V90H4V92H5ZM153 91H154V88H153ZM13 92H18V91L16 90V91H13ZM5 93H6V92H5ZM8 93H10V92H8ZM8 93H7V95H9ZM24 93H25V91H24ZM26 93H27V92H26ZM42 93H40V94L43 95ZM153 93H155V92H153ZM169 93H170V92H169ZM171 93H172V92H171ZM177 93H180V92H177ZM185 93H186V92H185ZM185 93H184V94H185ZM187 93H188V92H187ZM29 94H28V96H29ZM44 94H45V93H44ZM51 94H52V93H51ZM182 94H183V93H182ZM182 94H181V95H182ZM217 94H218V93H217ZM1 95H2V94H1ZM41 95H40V96H41ZM53 95H55V94H53ZM168 95L170 96V94H168ZM175 95H176V94H175ZM192 95H193V94H191V96H192ZM209 95L211 96V94H209ZM24 96H25V95H24ZM28 96H27V97H28ZM37 96H38V95H37ZM43 96H44V95H43ZM43 96H42V97H43ZM165 96L167 97V94H166ZM193 96H194V95H193ZM215 96H216V95H215ZM38 97H39V96H38ZM51 97H52V95H51L49 98H51ZM55 97L57 98V96H55ZM55 97H54V99H55ZM179 97H182V96H179ZM179 97H178V98H179ZM184 97H185V96H184ZM208 97H209V96H208ZM46 98H47V97H46ZM46 98H45V99H46ZM49 98H47V100H48ZM163 98H164V97H163ZM163 98H161V99H163ZM190 98H191V97H190ZM192 98H193V97H192ZM194 98H195V97H194ZM194 98H193V99H194ZM212 98H213V96H212ZM212 98H210V99H212ZM32 99H33V98H32ZM38 99L41 100V97L37 98V100H38ZM43 99H44V98H43ZM43 99H42V100H43ZM45 99H44V101H45ZM51 99H52V98H51ZM175 99H176V98H175ZM175 99H174V101H175ZM216 99H217V98H216ZM163 100H164V99H163ZM167 100H168V99H167ZM170 100H171V99H170ZM179 100H180V98H179ZM182 100H183V99H182ZM188 100H190V99H188ZM212 100H213V99H212ZM24 101H25V99H24ZM33 101H34V100H33ZM54 101H55V100H54ZM172 101H173V100H172ZM197 101H198V100H197ZM263 101H264V100H263ZM29 102H30V101H29ZM31 102H32V101H31ZM55 102H56V101H55ZM55 102H54V103H55ZM165 102H167V101H165ZM182 102H183V101H182ZM182 102H181V103H182ZM184 102H185V101H184ZM204 102H205V101H204ZM208 102H210V101H208ZM24 103H25V102H24ZM54 103H53V100H52V101H49V100H48L47 102H46V101H45V102H42V101H39V100H38V101L35 103V108H36V109L34 108V105H33V106H29V107H33V108H34V111H33V110H28V107H27V108H26V111L23 112V113H25V114L27 113V114H26V115L23 114L24 116L21 118V119H23V120L18 121V122H19L18 127H25V128L27 127V128H29V130H30V134L33 133L34 136H35V134H37V133H39V132H40V133H44V134L47 136V139H48L47 141H50L52 144H56V143H58L57 141H60V139H61V141H62V140H63V141L68 140V139H69L68 134H67V135L65 134V135L67 136V139H66V138H65V139H62V138H64V137H62V135H64V132H62V131H63V130H66L64 127H63L64 129H63V128L56 129V126H55V129L52 128L53 123H54V121H55L54 119H55L56 116H54V114H52L51 110H49V112H50L52 115H50V116L47 117V118H43L44 115H39V114H45V113H44V112H46L45 110L50 109V108H53ZM56 103H57V102H56ZM190 103H191V102H190ZM192 103H194V102L192 101ZM205 103H206V102H205ZM26 104H27V102H26ZM162 104H163V101H162ZM167 104H168V103H167ZM187 104H188V103H187ZM206 104H207V103H206ZM261 104H262V103H261ZM57 105H58V104H57ZM159 105H160V104H159ZM164 105H165V104H164ZM164 105H163V106H164ZM178 105H179V104H178ZM222 105H223V104H222ZM222 105H221V101H220V104L218 105V107H219V108H222ZM258 105H260V104H258ZM171 106H172V105H171ZM188 106H189V105H188ZM262 106L264 107V105H262ZM146 107H147V106H146ZM157 107H158V106H157ZM173 107H174V106H173ZM197 107H198V106H197ZM199 107H200V106H199ZM256 107H258V106H256ZM15 108H17V109H16L17 111H16V110H15V111H14V110H13V111L11 110V111H12V112H11V111H10L11 108H10V109L8 108V109H9L11 115L13 116V118H15V117L18 118V116L21 115V114H18V107H15ZM57 108H58V107H57ZM143 108H144V107H143ZM160 108H161V107H160ZM187 108H188V107H187ZM194 108H195V107H194ZM8 109H7V110H8ZM140 109H141V108H140ZM161 109H162V108H161ZM198 109H200V108H198ZM201 109H202V108H201ZM253 109H254V108H253ZM253 109H252V110H253ZM256 109H257V108H256ZM35 110H38V111H39V114H36V112H38V111L35 112ZM53 110H54V108H53ZM53 110H52V111H53ZM55 110H56V108H55ZM55 110H54V111H55ZM149 110H150V109H149ZM151 110H153V109H151ZM155 110H156V109H155ZM191 110H193V108H192ZM1 111H2V110H1ZM47 111H48V110H47ZM54 111H53V113H54ZM56 111H57V110H56ZM147 111H148V110H147ZM158 111H159V109H158ZM5 112H6V109H5ZM34 112H35V113H34ZM49 112H47L46 114L48 115ZM145 112H146V111H145ZM196 112H197V110H196ZM6 113H7V112H6ZM20 113H21V112H20ZM56 113H57V112H56ZM198 113H199V112H198ZM46 114H45V115H46ZM174 114H175V112H174ZM190 114H191V113H190ZM190 114H189L188 117H192V116H190ZM195 114H196V113H195ZM3 115H4V114H3ZM55 115H57V114H55ZM192 115H193V114H192ZM0 116H1V115H0ZM21 116H22V115H21ZM195 116H196V115H195ZM199 116H200V115H199ZM199 116H198V117H199ZM202 116H203V115H202ZM204 116H205V115H204ZM204 116H203V117H204ZM193 117H194V116H193ZM8 118H9V117H8ZM10 118H11V117H10ZM17 118H16V119H17ZM19 118H20V117H19ZM201 118H202V117H201ZM239 118H240V117H239ZM11 119H12V118H11ZM58 119H59V117H58ZM81 119H82V118H81ZM85 119H86V118H85ZM85 119H83V120H85ZM199 119H200V118H199ZM8 120L10 121V119H8ZM12 120H13V119H12ZM86 120H87V119H86ZM190 120H191V119H190ZM201 120H202V119H201ZM254 120H256L257 122H259L260 124H264V109H262V110H258V111H256V110L254 111V110H253V112H252L251 114L246 115L245 117H243V118H242V122H240V123H241V125L247 130L248 128H250V127L252 126V123H251V122L254 121ZM13 121H14V120H13ZM77 121H78V120H77ZM15 122H16V121H15ZM78 122H79V121H78ZM80 122H82V121H80ZM85 122H86V121H85ZM85 122H84V123H85ZM180 122H181V121H180ZM13 123H14V122H13ZM55 123H56V122H55ZM59 123H60V122H59ZM183 123H184V122H183ZM9 124H10V123H9ZM11 124H12V123H11ZM180 124H182V122H181ZM54 125H55V124H54ZM56 125H57V124H56ZM65 125H66V124H65ZM178 125H179V124H178ZM184 125H187V124L184 123ZM10 126H11V125H10ZM66 126H67V125H66ZM174 126H175V125H174ZM180 126H181V125H180ZM259 126L261 127L262 125H259ZM59 127H60V126H59ZM169 127H170V126H169ZM184 127H185V126H184ZM186 127H187V126H186ZM189 127H190V126H189ZM189 127H187V128H189ZM260 127H259V128H260ZM6 128H7V127H6ZM11 128H12V127H11ZM14 128H15V127H14ZM25 128H23V129H25ZM67 128H68V127H67ZM87 128H88V130H91V129H92L91 127H86V129H87ZM90 128H91V129H90ZM193 128H195V127H193ZM197 128H198V127H197ZM261 128H263V127H261ZM16 129H17V127H16ZM18 129H19V128H18ZM20 129H22V128H20ZM172 129H173V127H172ZM180 129H181V128H180ZM180 129H178V130H180ZM195 129H196V128H195ZM12 130H13V129H12ZM26 130H27V129H25V131H26ZM67 130H68V129H67ZM92 130H93V129H92ZM169 130H171V129L169 128ZM173 130H174V129H173ZM182 130H183V128H182ZM187 130H188V129H187ZM198 130H199V129H198ZM257 130H259V129H257ZM25 131H24V132H25ZM176 131H177V129H176ZM183 131H184V132H182V131H177V132H179V133L181 132V133L183 134V133L186 132V129H184ZM189 131H190V130H189ZM17 132H18V131H17ZM61 132H62V134H61ZM159 132H160V131H159ZM195 132H196V131H195ZM262 132H263V131H262ZM2 133H3V132H2ZM14 133H16V131H14ZM65 133H67V131H66ZM170 133H171V132H170ZM245 133H246V132H245ZM17 134H19V133H17ZM60 134H61V137H62V138L59 136ZM193 134H194V133H193ZM4 135H5V134H4ZM4 135H3V136H4ZM19 135H21V134H19ZM28 135H29V134H28ZM45 135H44V137H45ZM65 135H64V136H65ZM69 135H70V134H69ZM108 135H109V134H108ZM187 135H188V134H187ZM246 135H247V133H246ZM1 136H2V135H1ZM5 136H6V135H5ZM16 136H17V135H16ZM23 136H24V135H23ZM25 136H26V135H25ZM38 136L41 137V136H43V135H39V134H38ZM102 136H103V135H102ZM161 136H162V135H161ZM164 136H166V135H164ZM178 136H179V135H178ZM180 136H182V135H180ZM180 136H179L178 138H180ZM188 136H189V135H188ZM190 136H191V135H190ZM190 136H189L187 142H186V141H184V142L188 143V145H189L192 149H194V150L202 149L203 146H202L201 144H200V145L198 144V141H199V137H200V136L197 137V136L194 135L195 137L192 136L191 138H190ZM20 137H22V136H20ZM26 137H27V136H26ZM32 137H33V136H32V134H31V138H32ZM95 137H96V136H95ZM184 137L187 138V136H184ZM245 137H246V136H245ZM3 138H4V137H3ZM6 138H7V137H6ZM22 138H23V137H22ZM24 138H25V137H24ZM29 138H30V137H29ZM41 138H42V137H41ZM93 138H94V137H92V139H93ZM105 138H106V137H105ZM162 138H163V137H162ZM26 139H27V138H26ZM43 139H44V138H43ZM102 139H103V138H102ZM182 139H183V138H182ZM7 140H8V139H7ZM9 140H10V139H9ZM24 140H25V139H24ZM29 140H30V139H29ZM29 140H28V143H27V142H25V143H27V144H31V145H32L31 141H30V143H29ZM33 140H34V139H33ZM35 140H36V139H35ZM38 140H39V139H38ZM38 140H37V141H38ZM93 140H94V139H93ZM93 140H92V141H93ZM105 140H107V139H104V141H105ZM109 140H110V139H109ZM2 141H3V139H1L0 142H2ZM4 141H5V140H4ZM40 141H42V139H41ZM63 141H62V142H63ZM101 141H103V140H101ZM101 141H100V142H101ZM104 141H103V142H104ZM7 142H8V141H7ZM23 142H24V141H23ZM33 142H34V141H33ZM38 142H39V141H38ZM45 142H46V141H45ZM98 142H99V141H97V143H98ZM100 142H99V143H100ZM107 142H109V141H107ZM112 142H113V141H112ZM112 142H111V143H112ZM225 142H226V141H225ZM3 143H5V142H3ZM14 143H15V142H14ZM14 143H13V145H14ZM35 143H36V142H35ZM39 143H40V142H39ZM39 143H37V144L40 146ZM42 143H44V142H42ZM42 143H41V146L43 145ZM47 143H48L47 145L50 146L49 142H47ZM60 143H61V142H60ZM87 143H88V142H87ZM90 143H91V142H90ZM109 143H110V142H109ZM109 143H108V144H109ZM5 144H7V143H5ZM8 144H9V143H8ZM27 144H26V146H25V147H26L25 149H27V146H28V149H29V150L31 149L32 151H33V149H34V146L37 145V144H34L33 148H29L30 146L27 145ZM45 144H46V143H45ZM45 144H44V146H45ZM93 144H94V143H93ZM95 144H96V143H95ZM101 144H103V143H101ZM209 144H210V143H209ZM17 145H18V144H17ZM17 145H16V147H14V148H17ZM23 145H24V144H23ZM58 145H59V144H58ZM81 145H82V144H81ZM89 145H90V144H89ZM111 145H112V144H111ZM111 145L109 144L108 147H110ZM113 145H114V143H113ZM205 145H206V144H205ZM210 145H212V144H210ZM210 145H209V146H210ZM49 146H48V147H49ZM51 146H55L56 148L58 147V146H56V145H51ZM105 146H107V145H105ZM207 146H208V144H207ZM209 146H208V147H209ZM10 147H11V149H12V145H11ZM19 147H20V146H19ZM96 147H97V146H96ZM204 147H206V146H204ZM5 148L7 149V147H5ZM63 148H65V147L63 146ZM101 148H102V147H101ZM210 148H212V147L210 146ZM210 148H208L207 150H209ZM9 149H10V148H9ZM17 149H18V148H17ZM17 149H14V150L12 149V151H14L15 155H16L15 150H17ZM23 149H24V147H23ZM23 149H21V150L23 151ZM35 149H38V150H39V147H37V148L35 147ZM42 149H43V148H42ZM44 149H46V147H45ZM44 149H43V151H45ZM53 149H54V148H52V150H51L52 152H53ZM82 149H83V148H82ZM96 149H97V148H96ZM99 149H100V148H98V150H96V151H99ZM102 149H103V148H102ZM104 149H105V148H104ZM110 149H111V147H110ZM187 149H188V148H187ZM192 149H191V150H192ZM212 149L214 150V148H212ZM212 149H210V150H212ZM21 150H20V151H21ZM31 150H30V152H31ZM38 150H37V151H38ZM85 150L87 151V148H85ZM106 150H107V149H106ZM112 150H113V149H112ZM194 150H192V151H194ZM202 150H203V149H202ZM207 150H206V151H207ZM210 150H209V151H210ZM217 150H218V147H217ZM217 150H216V152H218ZM241 150H243V149H241ZM7 151H9V150H7ZM20 151H19V152H20ZM37 151H36V152H37ZM48 151H49V150H48ZM48 151H47V152H48ZM83 151H84V150H83ZM104 151H105V150H104ZM108 151H110V150L108 149ZM192 151H191V152H192ZM1 152H2V151H1ZM9 152H10V151H9ZM17 152H18V151H17ZM25 152H26V150H25ZM33 152H34V151H33ZM40 152H41V151H40ZM40 152H39V153H40ZM54 152H55V151H54ZM99 152H100V151H99ZM186 152H187V151H186ZM189 152H190V151H189ZM197 152H198V151H197ZM210 152H211V151H210ZM212 152H213V151H212ZM216 152H215V154H216ZM3 153H4V152H3ZM3 153H2V154H3ZM11 153H13V152H11ZM21 153H22V152H21ZM31 153H32V152H31ZM43 153H44V152H43ZM83 153H84V152H83ZM87 153H88V152H87ZM106 153H107V152H106ZM111 153H112V152H111ZM111 153H110V154H111ZM114 153H116V150H115ZM200 153H201V152H200ZM200 153H199V154H200ZM7 154H9V153H7ZM7 154H6V155H7ZM25 154H27V152H26ZM35 154H36V153H35ZM56 154H57V152H56ZM96 154H97V152H96ZM108 154H109V153H108ZM110 154H109V155H110ZM117 154H118V153L115 154V157H116ZM194 154H195V153H194ZM199 154H198V155H199ZM204 154H208V152H207V153L204 152ZM211 154H212V153H211ZM259 154H260V152H259ZM261 154H262V152H261ZM30 155H33V156H34V153H33V154H29V158H30ZM37 155H38V153H37ZM44 155H48V153H47V154L44 153ZM51 155H53V154H51ZM84 155H85V154H84ZM104 155H105V154H104ZM181 155L184 156V155H189V154H183V152H182ZM201 155H202V154H201ZM221 155H225V154H224V153H223V154L220 153V156H221ZM253 155H254V154H253ZM10 156H11V154H10ZM33 156H32V157H33ZM39 156H40V155H39ZM41 156H42V155H41ZM41 156H40V157H41ZM59 156L61 157V155H58L57 157H59ZM86 156H87V155H86ZM86 156H85V157H86ZM99 156H100V155H99ZM192 156H194V155H192ZM195 156H196V154H195ZM205 156H206V155H205ZM210 156H211V155H210ZM216 156H217V155H216ZM216 156H215V157H216ZM226 156H227V154H226ZM226 156H225V157H226ZM251 156H252V155H251ZM254 156H255V155H254ZM257 156H258V155H257ZM0 157H1V156H0ZM3 157H4V156H2V158H1L0 160H2ZM12 157H13V154H12ZM24 157H25V156H24ZM32 157H31V158H32ZM35 157H36V156H35ZM49 157H50V154L48 155V158H49ZM55 157H56V156H55ZM63 157L65 158V156H63ZM89 157L93 158L92 156H89ZM89 157H87V158H89ZM100 157H101V156H100ZM104 157H106V156H104ZM107 157H109V156H107ZM117 157H118V155H117ZM187 157H188V156H187ZM202 157H203V156H202ZM212 157H213V155H212ZM218 157H219V156H218ZM263 157H264V156H263ZM15 158H16V157H15ZM36 158H37V157H36ZM61 158H62V157H61ZM64 158H62V160H63ZM113 158H114V156H113ZM139 158H140V157H139ZM141 158H143V157H141ZM141 158H140V159H141ZM190 158H191V157H190ZM203 158H204V157H203ZM206 158H207V157H206ZM249 158H250V157H249ZM254 158H255V157H254ZM13 159H14V158H13ZM33 159H34V158H33ZM38 159H40V158H38ZM44 159H45V158H44ZM46 159H47V158H46ZM96 159H97V158H96ZM101 159H102V158H101ZM110 159H111V158H110ZM110 159H109V160H110ZM144 159H145V158H144ZM195 159H196V158H195ZM209 159H210V158H209ZM216 159H217V158H216ZM247 159H248V158H247ZM259 159H260V157H259ZM3 160H4V159H3ZM18 160H19V162L21 161L20 159H18ZM23 160H24V159H23ZM25 160L27 161V157H26ZM41 160H42V159H41ZM62 160H61L60 158H54V159L50 160V161H51L50 163H53V165H57L56 167L61 168L62 166L60 167V165H61ZM89 160H90V159H89ZM104 160H105V158H104ZM104 160H103V161H104ZM107 160H108V159H107ZM109 160H108V161H109ZM113 160H114V159H113ZM147 160H148V159H147ZM150 160H151V159H150ZM28 161H32V159H31V160L29 159ZM28 161H27V162H28ZM33 161H34V160H33ZM33 161H32V162H33ZM38 161H39V160H38ZM44 161L46 162V160H44ZM66 161H67V159L65 160V162H66ZM75 161H76V160H75ZM78 161H80V160H78ZM105 161H106V160H105ZM108 161H107V164H108ZM111 161H112V159H111ZM111 161H110V162H111ZM137 161H139V160H137ZM154 161H155V160H154ZM260 161H261V160H260ZM2 162H3V161H2ZM23 162H24V161H23ZM34 162H35V161H34ZM36 162H37V161H36ZM39 162H40V161H39ZM92 162H93V161H92ZM95 162H96V160H95ZM98 162H99V161H98ZM110 162H109V163H110ZM213 162H214V161H213ZM253 162H254V161H253ZM256 162H257V161H256ZM0 163H1V162H0ZM30 163H31V162H30ZM50 163H49V164H50ZM102 163H103V162H102ZM104 163H105V162H104ZM104 163H103V164H104ZM154 163H155V162H154ZM259 163H260V162H259ZM2 164H3V163H2ZM12 164H14V163H12ZM17 164H18V163H17ZM20 164H21V162H20ZM32 164H33V163H32ZM37 164H38V163H37ZM39 164H40V163H39ZM41 164H42V163H41ZM44 164H45V163H44ZM78 164H79V163H78ZM97 164H99V163H97ZM216 164H217V162H216ZM21 165H22V164H21ZM21 165H20V168H22ZM26 165H27V166H25V167H27V168L29 169L28 164H26ZM53 165H52V166H53ZM94 165H96V164H94ZM99 165L102 166V164H99ZM104 165H105V164H104ZM111 165H112V163L110 164V166H111ZM140 165L142 166V164H140ZM140 165H138V166H140ZM145 165H147V164H144L143 167H144ZM212 165H213V164H212ZM3 166H4V165H3ZM37 166H38V165H37ZM43 166H44V165H43ZM47 166H48V165H47ZM52 166H50V167L52 168ZM75 166H76V165H75ZM97 166H98V165H97ZM110 166H108V168H109ZM136 166H137V165H136ZM147 166H148V165H147ZM1 167H2V166H1ZM4 167H6V166H4ZM4 167H3V168H4ZM7 167H8V166H7ZM9 167L11 168V166H9ZM17 167H18V165H17ZM31 167H32V166H31ZM39 167H40V166H39ZM44 167H45V166H44ZM54 167H55V166H54ZM63 167H64V165H63ZM76 167H77V166H76ZM102 167H103V166H102ZM106 167H107V166L105 165L104 168H106ZM14 168H15V166H14ZM27 168H26V171L28 172ZM35 168H36V166H35ZM37 168H38V167H37ZM58 168H57V169H58ZM69 168H70V167H69ZM108 168H107V169H108ZM133 168H135V167L133 166ZM136 168H137V167H136ZM5 169H7V168H5ZM12 169H13V167H12ZM12 169H11V170H12ZM22 169H23V168H22ZM30 169H31V168H30ZM40 169H41V168H40ZM40 169H38V170H40ZM45 169H46V168H45ZM64 169H66V168H64ZM109 169H110V168H109ZM139 169H140V168H139ZM139 169H138V170H139ZM0 170H1V169H0ZM3 170H4V169H3ZM15 170H16V169H15ZM17 170H19V169H17ZM31 170H32V169H31ZM42 170H43V169H42ZM48 170H49V169H48ZM60 170H61V169H60ZM62 170H63V168H62ZM103 170H104V169H103ZM140 170H141V169H140ZM143 170H144V169H143ZM21 171H22V170H21ZM46 171H47V170H46ZM52 171H53V172H52ZM104 171H106V169H105ZM6 172H7V171H6ZM29 172H31V171L29 170ZM34 172H35V171H34ZM42 172H43V171H42ZM44 172H45V170H44ZM64 172H65V171H64ZM68 172H69V171H68ZM3 173H4V172H3ZM20 173H21V172H20ZM23 173H25V172H23ZM23 173H22V174H23ZM62 173H63V172H62ZM1 174H2V173H1ZM4 174H5V173H4ZM4 174L1 175V177L4 176ZM15 174H16V173H15ZM26 174H27V173H26ZM34 174H38V175H36L37 177L39 176V173H34ZM34 174H33V173H32V174L30 173V174H27V175H25V176L23 175V177L20 176V177H21V178H20L21 180H19V181L17 180V182L14 181L15 179L12 178L14 183H16V184L18 183L17 186H15V187L12 186V188H6V187H8V186H11L10 184H11V182H12V181H11L12 179L10 180V178H9V180L6 179V181L2 180V181H4V185H3V187H5L6 189H3V190L0 189V194H1V196H5V197L8 196V197H11V198H12L13 195H15L14 193H16L17 191H19L20 188L22 189V191H25V192H23V193L21 192V193L24 195V196H23V195L21 194V195H22V196H21L22 198L15 199V201H17L16 204H15V203H12V204L9 206V208H7L5 211H4L3 209H1V210H0V216L5 217V218H6L7 216L10 217V215L14 214V213L17 211V209H18L21 205H23V204H25V203H30V202H31V203H33V202L35 203V201H34L35 199H32V198H34V193H37L38 190L35 191V189H33L34 186H33V188H32V185H34V184H32V182L35 181V180L37 179L36 176L34 177ZM49 174L51 175L50 177H49V175H48L46 179L41 180V181H43V184H44V181L49 180V179L51 180V178L56 179V178H54V177H57V176L59 177V175H61V173H56V174H55L54 169L51 170V172H49ZM64 174H65V173H64ZM67 174H68V173H67ZM16 175H17V174H16ZM12 176L15 178V175H14V174H13ZM12 176H11V177H12ZM18 176H19V174H18ZM45 176H46V175H45ZM64 176H65V175H64ZM142 176H144V175H142ZM145 176H146V175H145ZM145 176H144V177H145ZM248 176H250V175H248ZM255 176H256V175H255ZM255 176H254V177H255ZM6 177H7V176H5V178H6ZM40 177H41V176H40ZM42 177H44V176H42ZM48 177H49V178H48ZM7 178H8V177H7ZM17 178H18V177H16V179H17ZM62 178H63V177H62ZM138 178H139V177H138ZM140 178H141V176H140ZM180 178H183V177H180ZM184 178H185V177H184ZM242 178H243V177H242ZM1 179H2V178H0V180H1ZM3 179H4V178H3ZM60 179H61V177H60ZM167 180H168V179H167ZM237 180H238V179H237ZM251 180H252V179H251V176H250V177H248V178H245L244 180H241V181L238 180L239 182L237 181V183H236L235 185H234V183H233V186H232V184H231V185H230L231 188H226V190L223 189L224 191L220 190V191H222V193L219 194V195H220V198H224V197H225L224 195H226V194H228V195H226V196H231V195H233V198H234V195L237 194V191H240V190H241V189H239L241 186L244 187V189H242V190H247V189H245V188L247 187L246 184H247L248 182H250ZM39 181H40V180H39ZM41 181H40V183H41ZM54 181H55V180H54ZM56 181H57V179H56ZM59 181H60V180H59ZM141 181H142V180H141ZM218 181H219V180H218ZM13 182H12V183H13ZM47 182H48V183H47L48 186H50L49 184L51 183V181H47ZM52 182H53V180H52ZM216 182H217V181H216ZM216 182H215V184H216ZM221 182H222V181H221ZM224 182H225V181H224ZM34 183H38L37 180H36V182H34ZM213 183H214V182H213ZM1 184H3V183H1ZM1 184H0V185H1ZM41 184H42V183H41ZM45 184H46V182H45ZM45 184H44V185H45ZM47 184H46V186H47ZM53 184H54V182H53ZM215 184H212V185H215ZM245 185H246V187H245ZM224 186H225V185H223V188H225ZM44 187H45V186H43V188H44ZM216 187H217V186L215 185V188H216ZM219 187H220V186H219ZM221 187H222V186H221ZM226 187H228V186H226ZM46 188H47V187H46ZM209 188H210V185H209ZM215 188H214V186H213V189H215ZM37 189H38V188H37ZM48 189H49V187H48ZM216 189H217V188H216ZM237 189H238V190H237ZM43 190H44V189H42V191H43ZM210 190H212V189H210ZM20 191H21V190H20ZM20 191H19V194H20ZM215 192H216V191H215ZM241 192H242V191H241ZM241 192H240V193H241ZM17 193H18V192H17ZM17 193H16V194H17ZM42 193H43V192H42ZM212 193H214V192L212 191ZM217 193H218V192H217ZM240 193H239V195H240ZM43 194H44V193H43ZM213 195H214V194H213ZM239 195H238V196H239ZM16 196H17V195H16ZM16 196H15V197H16ZM47 196H49V195H47ZM215 196L217 197L216 194H215ZM215 196H214V197H215ZM5 197H4V198H5ZM43 197H44V196H43ZM216 197H215V198H216ZM231 197H232V196H231ZM53 198H54V197H52V199H53ZM72 198H74V197H71V198L67 197V198H65L64 203H67L69 200H72ZM215 198H214V200H215ZM218 198H219V196L217 197V199H218ZM236 198H237V197H236ZM2 199H3V198H2ZM9 199H10V198H9ZM48 199H50V198H48ZM48 199L45 198V199H43L40 203L37 202V203L35 204L36 207H38V209L40 208L39 210L43 209L44 206H47V205H45V204L49 201ZM212 199H213V198H212ZM225 199H226V198H225ZM227 199H229V198H227ZM237 199H238V198H237ZM237 199H236V200H237ZM6 200H8V199H6ZM10 200H11V199H10ZM62 200H63V199H62ZM223 200H224V199H223ZM231 200H232V199H231ZM234 200H235V199H234ZM0 201H1V200H0ZM51 201H52V200H51ZM221 201H222V200H221ZM13 202H14V201H13ZM52 202H53V201H52ZM57 202H58V201H57ZM57 202H56L55 204H57ZM212 202H213V201H212ZM233 202H235V201H233ZM50 203H51V202H50ZM231 203H232V202H231ZM231 203H228V204H231ZM13 204H15V205H13ZM48 204H49V203H48ZM217 204H219V203H217ZM220 204H221V203H220ZM232 204H233V203H232ZM52 205H53V204H52ZM50 206H51V205H50ZM50 206H49V207H50ZM228 206H229V208H232V206H230V205H228ZM234 206H237V205H233V208H234ZM243 207H246V206H243ZM46 208H48V207H46ZM238 208H239V207H238ZM44 209H45V208H44ZM234 209H237V208H234ZM224 210H225V208H224ZM228 210H229V209H228ZM230 210L232 211L233 209H230ZM235 211H236V210H235ZM255 212H256V211H255ZM257 212H258V211H257ZM2 213H3V214H2ZM227 213H230V212H227ZM222 214H224V213H222ZM225 214H226V213H225ZM233 214H234V213H231L230 216H232ZM256 214H257V213H256ZM225 216H228V214H226ZM249 216H250V215H249ZM254 216H255V215H254ZM2 217H0V218L2 219ZM223 217H224V216H223ZM252 217H253V216H252ZM219 218H221V217H219ZM226 218H228V217H226ZM250 218H251V217H250ZM250 218H248V215H247V218H246V219H249V220H250ZM223 219H224V218H223ZM257 219H258V218H257ZM7 220H9V219H7ZM7 220H6V221H7ZM180 220H181V219H180ZM218 220H220V219H218ZM221 220H222V218H221ZM230 220H231V219H230ZM249 220L247 221L248 223H249ZM0 221H1V220H0ZM4 221H5V220H4ZM6 221H5V222H6ZM183 221H184V220H183ZM216 221H217V219H216ZM222 221H223V220H222ZM184 222H185V221H184ZM219 222H220V221H219ZM247 222H246V223H247ZM181 224H182V222H181ZM181 224H179V225H181ZM184 224L187 225V224H189V223H187V221H186V223H184ZM182 225H183V224H182ZM183 226H184V225H183ZM183 226H181V228H183ZM181 228H180V229H181ZM252 231H253V230H252ZM39 236H40V235H39ZM37 237H38V236H37ZM43 237H44V236H43ZM258 237H259V236H258ZM38 238H39V237H38ZM40 238H41V237H40ZM58 238H59V237H58ZM61 238H62V237H61ZM260 238H261V237H260ZM47 239H48V238H47ZM53 239H54V237H53ZM56 239H57V238H56ZM59 239H60V238H59ZM65 239H66V238H65ZM258 239H259V238H258ZM34 240L36 241L37 239L35 238ZM40 240H41V239H40ZM67 240H68V239H67ZM42 241H43V239H42ZM256 241H257V239H256ZM258 241H259V240H258ZM37 242L39 243V241H37ZM53 242H54V241H53ZM254 242H255V241H254ZM40 243H41V242H40ZM227 243H228V242H227ZM260 243H261V242H260ZM260 243H259V244H260ZM54 244H55V243H54ZM228 244H230V243H228ZM243 244H244V245H243ZM245 244H246V243H241V244H238V243H237V244H234V243H233V244H230V245H226V243H225V246H228L227 248H229V250H230L231 252H234V253H235V251H236V249H235L236 246H238V248H239V246H246V245H247V244H246V245H245ZM31 245H32V244H31ZM36 245H37V244H36ZM253 245H254V244H253ZM253 245H252V246H253ZM29 246H30V245H29ZM38 246H39V244H38ZM51 246H52V245H51ZM55 246H56V245H55ZM222 246H223V245H222ZM18 247H20V246H18ZM21 247H22V246H21ZM53 247H54V246H53ZM14 248H15V247H14ZM24 248H25V247H24ZM26 248H27V247H26ZM176 248H177V247H176ZM246 248H247V247H246ZM11 249H12V248H11ZM16 249H17V247H16ZM16 249H15V250H16ZM33 249H34V248H33ZM35 249H36V246H35ZM234 249H235V251H234ZM243 249H244V248H243ZM9 250H10V249H8L7 251H9ZM12 250L15 251L14 249H12ZM20 250H21V249H20ZM27 250H30V249H26V251H27ZM177 250H178V248H177ZM237 250H238V249H237ZM240 250H241V249H239V251H240ZM246 250H247V249H246ZM246 250H245V251H246ZM5 251H6V249H5ZM7 251H6V253H7ZM13 251H12V252H13ZM22 251H23V250H22ZM22 251L18 252V254L16 253V255L18 256V259H16V260H17L18 262L20 261L21 264H34V260H33L31 257L27 256L28 254H27V255H24V253H23ZM230 251H227V252H230ZM260 251H261V250H260ZM260 251H259V252H260ZM10 252H11V250L9 251V253H10ZM31 252H32V251H31ZM33 252H34V251H33ZM35 252H36V251H35ZM174 252H175V249H174ZM177 252H178V251H177ZM180 252H181V251H180ZM257 252H258V250H257ZM257 252L254 251V254L257 253ZM261 252H263L262 254H263V256H264V251H261ZM38 253H40V252H38ZM7 254H8V253H7ZM11 254H12V253H11ZM13 254H14V253H13ZM31 254H32V253H31ZM41 254H42V253H41ZM41 254H39V255H41ZM175 254H176V253H175ZM175 254H173L172 256H175ZM257 254H258V253H257ZM262 254H259V256L261 257ZM2 255H3V254H2ZM170 255H171V253H170ZM35 256H36V255H34V256H32V257H35ZM42 256H43V255H42ZM178 256H179V255H177V257H178ZM182 256H183V255H182ZM182 256H180V257H182ZM0 257H1V256H0ZM6 257H7V256H6ZM37 257L39 258V256H37ZM44 257H45V256H44ZM47 257H48V256H47ZM255 257H256V256H255ZM9 258H10V257H9ZM14 258H15V257H14ZM40 258H41V257H40ZM174 258H175V257H174ZM256 258H257V257H256ZM263 258H264V257H263ZM10 259H11V258H10ZM35 259H36V258H35ZM257 259H258V258H257ZM40 260H42V258H41ZM49 260H50V259H49ZM169 260H170V259H169ZM179 260H180V259H179ZM259 260H260V258H259ZM7 261H8V260H7ZM50 261H51V260H50ZM175 261H176V260H175ZM2 262H3V261H2ZM2 262H1V263H2ZM11 262H12V261H11ZM13 262H14V261H13ZM205 262H206V261H205ZM1 263H0V264H1ZM3 263H4V262H3ZM14 263H15V262H14ZM41 263H42V262H37V263H35V264H41ZM174 263H175V262H174ZM198 263H199V262H198ZM6 264H8V262H7ZM203 264H204V263H203Z\"/></svg>",
    "mask_w": 264,
    "mask_h": 264
}]
</instances>
